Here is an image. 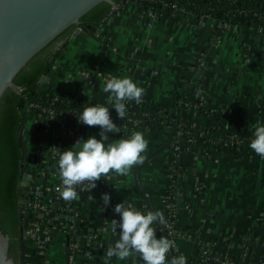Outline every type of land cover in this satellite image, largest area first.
<instances>
[{"label":"crops","instance_id":"0c3cea01","mask_svg":"<svg viewBox=\"0 0 264 264\" xmlns=\"http://www.w3.org/2000/svg\"><path fill=\"white\" fill-rule=\"evenodd\" d=\"M109 18L96 32H72L64 40L37 84L38 96L80 99L87 107L103 105L107 94L101 82L113 76L130 77L146 90L144 99L153 105L168 108L170 114L177 109L201 124L203 117L183 99L186 94L178 99V92L192 81L203 88L212 107L252 127L264 124V20L223 30L206 15L166 9L152 17L133 4L115 10ZM30 116L25 118L27 124H32ZM172 130L137 129L149 140L146 156L168 142ZM109 135V142L129 137L122 130ZM92 136L100 139V128L82 125L79 140ZM174 158L185 171L175 218V228L185 233L178 238L180 253L194 260L197 248L209 241L220 242L231 258L242 263L264 253V159L251 149L201 147L177 154L172 145L163 148L143 164L140 179L149 201L164 217L171 185L167 164ZM136 168L110 182L98 181L87 197L82 218L94 225L97 245L90 257L76 256L78 264H104L109 245L119 239V229L113 232L111 226L113 219H120L114 212L118 203L126 200L144 213L152 211L140 192ZM104 193L111 201L101 211ZM51 240L50 248L40 255L45 264H69L71 252L62 234L54 233ZM24 242L26 252L37 258L33 239L25 237ZM109 264L143 261L134 255L127 261L113 257Z\"/></svg>","mask_w":264,"mask_h":264},{"label":"built area","instance_id":"2783aa9c","mask_svg":"<svg viewBox=\"0 0 264 264\" xmlns=\"http://www.w3.org/2000/svg\"><path fill=\"white\" fill-rule=\"evenodd\" d=\"M164 4L163 8L140 10L148 16H159L166 10H184L198 13L196 8L188 9L185 3L168 0H152ZM235 1V0H232ZM128 3H120L113 6V11L120 9ZM216 8L209 6L206 11L199 12L200 15H206L217 22L219 29H230L237 23L231 19L233 16L243 15L253 22L263 21L264 12L260 7L232 6L227 9L225 17H217ZM111 12V14H112ZM186 96L184 100L195 111L197 116L207 120L205 111L208 106L207 97L203 88L198 84L189 81L184 85ZM71 101V100H66ZM135 103L130 102L129 104ZM84 106H86L84 104ZM87 107V106H86ZM84 108L71 106L67 108H55L52 105L44 104L43 100H30L20 109L24 121V138L26 140L23 169L19 177V185L22 188L21 205L24 214L25 234L24 238L33 239L35 247L38 249V257L32 258L30 253L24 251V264H45L44 254L50 248L51 235L61 233L65 244L68 246L71 255L69 264H78L76 256L88 258L93 254L97 245L95 227L91 222L83 220L82 210L87 197L94 191H79V199L70 203L59 198L56 189L61 181L58 177V155L59 151L71 149L79 140L80 129L83 124L78 122L77 116L81 115ZM148 114V112H144ZM31 115L29 120L32 124H27L26 117ZM114 116L119 120L117 113ZM160 121L161 126L168 127L169 131L173 126L170 125L167 118L155 116ZM127 120L139 123L142 117L131 115ZM121 122V121H120ZM150 131L149 126L141 127ZM139 129V128H137ZM136 128L128 129L126 124L122 125V133L131 135ZM208 128L205 122L199 124L192 116L190 119L179 117L174 127L172 146L177 154L190 148H233L250 149V142L253 139V132L242 133L239 131L227 132L218 136L207 135ZM29 142V145L27 143ZM179 160L174 158L167 164L168 174L171 179V185L165 195L166 210V228L169 229L171 239L175 241L177 248L178 238L185 234L175 228V218L177 214V193L179 182L185 175L183 166L178 164ZM142 211V210H141ZM143 212V211H142ZM216 241H209L204 245V252L208 251ZM211 257L204 256L200 261L198 258L193 260V264H210ZM214 260H221L224 264L236 263L224 249L219 250L212 256ZM85 259H83L84 262ZM88 260V259H87ZM253 264L264 263L260 254L253 259ZM257 261V262H255ZM84 264H89L86 261ZM244 264H250L244 263Z\"/></svg>","mask_w":264,"mask_h":264},{"label":"water","instance_id":"95a60500","mask_svg":"<svg viewBox=\"0 0 264 264\" xmlns=\"http://www.w3.org/2000/svg\"><path fill=\"white\" fill-rule=\"evenodd\" d=\"M119 1L0 0V264H22L16 202L17 176L21 160L17 140L20 125L18 99L22 91L41 75L77 24L73 30L74 34L81 30L89 31L91 24L80 22L98 21ZM109 19L107 16L102 23H107ZM24 126L23 121L20 132L23 154L26 144ZM174 127L175 125L168 142L146 156L144 163L163 148L172 145ZM143 164L136 168V180L151 210L156 211L142 187L140 170ZM18 190L21 202V186ZM19 227L24 258L25 226L21 203Z\"/></svg>","mask_w":264,"mask_h":264},{"label":"clouds","instance_id":"9594fccd","mask_svg":"<svg viewBox=\"0 0 264 264\" xmlns=\"http://www.w3.org/2000/svg\"><path fill=\"white\" fill-rule=\"evenodd\" d=\"M104 83L103 93L111 108L120 119L125 120L130 102H143L146 90L138 86L130 77H110ZM78 122L89 127L100 128V139L95 136L78 140L71 149L59 151L58 177L61 181L56 191L65 202L78 200L79 191L91 192L100 180H110L115 176H126L141 166L149 148V140L141 131H133L128 138L110 141L111 133H119L121 128L114 123L110 108L96 104L85 107L77 116ZM250 149L264 159V124L254 128ZM105 208L110 204L111 196L104 193L101 197ZM114 212L119 214V221H111L112 231L119 229V239L109 245L104 264H109L113 257L118 261H127L134 255L139 256L143 264H187L183 254H169L175 248V241L165 236L157 238V225L166 223L164 214L159 211L138 210L133 204L118 203Z\"/></svg>","mask_w":264,"mask_h":264},{"label":"trees","instance_id":"16d2710c","mask_svg":"<svg viewBox=\"0 0 264 264\" xmlns=\"http://www.w3.org/2000/svg\"><path fill=\"white\" fill-rule=\"evenodd\" d=\"M168 1H178L180 3H185L188 6V9L196 8V11L198 13L202 12V10L206 11L209 6H214L216 8L215 14L217 17H225L226 15H224V14L226 13L227 9L232 7V6L260 7L264 12V0H235V1H232V0H168ZM128 2H130L131 4L136 6L139 10L148 9V8L157 9V8H163L164 7L163 3L157 2V1H152V0H120L117 4H120V3L126 4ZM113 6L114 5H112L101 16V18L98 21L83 20L80 23L91 24L90 30L92 32L98 31L102 27L101 24L103 22V19L106 18L107 16H109L111 14V12L113 11ZM165 8L168 9L167 7H165ZM231 19L233 20V22L240 24V25H245V26L249 25L250 23L253 22L248 17H245L243 15L233 16ZM75 27L73 28V30L75 29ZM73 30L69 33V35L73 32ZM59 51H60V48L54 54L52 59L49 61V63L47 64V66L45 67V69L43 70L41 75L35 80V82L33 84H31L29 87H27L25 90L22 91V93L18 99V102H17V111L20 115V125H19L17 140H18V145H19L20 155H21L20 167H19L18 176H17V186H16L17 222H18L20 262L24 259L23 255H22V237L20 234V227H19V204H20V201H19V190H18L19 177H20L21 171L23 169L22 163H23V159H24V154H23L22 149H21V137H20V132H21V128L23 126V119L24 118H23L22 114L20 113V109L26 105L27 101H30V100H38V101L43 100L44 104L52 105L58 109L67 108V107H71V106H77L79 108H85L86 107L80 101V99H73L71 101H63V100H59V99H56V98H53L50 96H38L36 94V87H37L39 80L41 79L42 75H44L45 73L48 72V70L50 69V67L54 61V58L59 53ZM184 94H186L185 91H179L178 92V99L183 97ZM207 101H208V98H207ZM103 105L110 108L112 119H114V122L116 124H118V126H120V128H122L123 124H126L128 126V129H133V128L137 129V128H141L144 126H149V128H152V129H156V128L158 129L161 127L160 121L158 119L154 118L155 116H158V115L161 117L167 118L169 120L170 125H172V126H174L177 123V119L179 117L186 119V120L190 119L192 117L190 115L184 114L183 112L179 113L177 109H176L174 114H170L168 108H165L163 106L153 105L148 100L143 99V102L140 104H136V103L128 104L127 105L128 114H127L125 120H119L117 117L114 116V113H117V112L114 108H111L112 105H109L108 103L103 104ZM186 108H187V106L184 109H186ZM203 110L205 111V114L207 117V120H204L205 125L208 128L207 135L218 136V135H222V134H225L227 132H233V131H239L242 133L254 132L255 127H252V126L246 124L245 122H243L244 120H242L239 117L231 116L227 112H224L222 110H219L217 108L212 107L209 103H208V106L205 107ZM144 112H148V114H144ZM131 115L142 117L143 120L139 123H136V122L131 121V120H127L128 117ZM217 150H218V148L215 147V151H217ZM178 164L183 166L180 163V161L178 162ZM166 219H167V217H165V220ZM156 227H157V233L158 234H160L162 237L165 236V237L171 239V236L169 234V229L166 228L165 225H163V226L157 225ZM205 244L206 243L201 244L196 250V256L198 258V261H200L204 256H209V257H211L208 260L210 264H224L223 261H221V260L212 259V256L216 255V253L222 249V245L220 244V242H216L206 252H204V245ZM169 255L170 256H179V255H181V253L175 247ZM261 257L264 261V253L261 254ZM253 261L254 260H252V262ZM252 262H250V264H253ZM255 262H257V261H255ZM193 263H194L193 257L187 259V264H193ZM231 264H244V263L237 261L236 263H231ZM260 264H262V263H260Z\"/></svg>","mask_w":264,"mask_h":264},{"label":"rangeland","instance_id":"374dc122","mask_svg":"<svg viewBox=\"0 0 264 264\" xmlns=\"http://www.w3.org/2000/svg\"><path fill=\"white\" fill-rule=\"evenodd\" d=\"M23 242H24V241H23ZM23 260H24V259H23ZM23 260H22V261H23ZM22 261H21V263L24 264V262H22Z\"/></svg>","mask_w":264,"mask_h":264},{"label":"flooded vegetation","instance_id":"af4514ba","mask_svg":"<svg viewBox=\"0 0 264 264\" xmlns=\"http://www.w3.org/2000/svg\"><path fill=\"white\" fill-rule=\"evenodd\" d=\"M20 185H19V183H18V187H19ZM20 201V200H19ZM20 205V204H19Z\"/></svg>","mask_w":264,"mask_h":264}]
</instances>
